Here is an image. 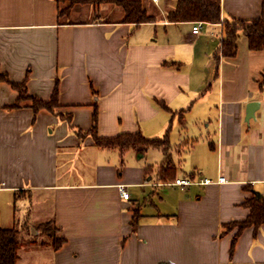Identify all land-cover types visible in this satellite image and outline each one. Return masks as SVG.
I'll return each instance as SVG.
<instances>
[{
	"label": "crops",
	"instance_id": "crops-1",
	"mask_svg": "<svg viewBox=\"0 0 264 264\" xmlns=\"http://www.w3.org/2000/svg\"><path fill=\"white\" fill-rule=\"evenodd\" d=\"M261 2L221 0L223 19L251 21ZM143 3L156 21L124 22L109 2L60 15L58 0H0V70L44 100L58 84L59 110L72 117L11 107L19 92L0 80V225L22 239L54 221L66 241L41 244L47 264H264V224L234 246L238 226L228 228L264 195V49L242 33L236 55L217 62L222 23L200 21L194 34L198 21L166 19L176 0ZM251 101L260 106L246 120ZM96 110L99 136L168 133L177 178L191 183L159 179L162 148L122 152L81 135ZM22 242L18 264H29Z\"/></svg>",
	"mask_w": 264,
	"mask_h": 264
},
{
	"label": "trees",
	"instance_id": "trees-1",
	"mask_svg": "<svg viewBox=\"0 0 264 264\" xmlns=\"http://www.w3.org/2000/svg\"><path fill=\"white\" fill-rule=\"evenodd\" d=\"M60 3H67L61 9L60 15L68 14L75 4H100L109 2L121 7L125 13L124 22L135 23L137 25L156 21L157 17L148 12L143 0H58ZM166 19L170 22L182 21H202L209 23H222L224 25V35L221 45L216 53V61L220 57L235 56L238 50V38L243 33L248 37L249 47L252 50L264 49V0L261 2V14L247 21L241 18L223 19L221 0H176L175 6L167 12ZM0 80L8 81L18 90L19 98L11 107H19L23 101H30L31 106L37 113L40 109H47L66 119L70 124L72 117L70 114L59 110V87L58 84L50 100H44L38 96L28 93L25 81L17 82L8 78V75L0 70ZM260 90H264V75L257 80ZM98 111L94 112L93 127L86 132L90 133L100 147H119L122 152L128 148L143 150L150 147L162 148L165 154L164 160L158 168V177L161 181H175L177 179V163L171 157V142L168 133L164 137L149 138L142 132H123L115 136H99L97 133ZM81 134V135H82ZM250 208L249 215L238 221H233L228 225L231 229L238 226L237 234L233 240V246L239 233L246 227L254 225L259 227L264 224V195H255L245 201ZM37 230L46 235L51 241V245L58 249L66 241L65 237L58 236V228L54 221H46L38 225ZM23 242L20 238V230L17 226L2 227L0 225V264H18L20 259V248Z\"/></svg>",
	"mask_w": 264,
	"mask_h": 264
},
{
	"label": "rangeland",
	"instance_id": "rangeland-1",
	"mask_svg": "<svg viewBox=\"0 0 264 264\" xmlns=\"http://www.w3.org/2000/svg\"><path fill=\"white\" fill-rule=\"evenodd\" d=\"M88 17V12L85 13ZM4 202V199L2 200ZM36 226V225H35ZM23 231V230H22ZM22 237V241H26L27 244H30L29 247H26L25 251H23L24 260L29 264H47L49 263V255H48V247H43L41 244H50L51 240L41 232L37 230V227L25 228L24 236ZM24 238V239H23ZM48 246V245H47ZM22 264V262H21Z\"/></svg>",
	"mask_w": 264,
	"mask_h": 264
},
{
	"label": "built area",
	"instance_id": "built-area-1",
	"mask_svg": "<svg viewBox=\"0 0 264 264\" xmlns=\"http://www.w3.org/2000/svg\"><path fill=\"white\" fill-rule=\"evenodd\" d=\"M154 1H157V0H154ZM201 28H202V23L200 21L198 22H195L194 23V26H193V33L194 34H198L200 31H201ZM220 181H226V178L224 176H221L219 178ZM204 182L208 183L210 182L209 179H206ZM175 184H178V185H182V186H185V185H188L191 183V180L187 179V178H177L175 181H174ZM121 193H122V196L124 198H129L130 194L129 192L126 190V188L124 186L121 187Z\"/></svg>",
	"mask_w": 264,
	"mask_h": 264
},
{
	"label": "water",
	"instance_id": "water-1",
	"mask_svg": "<svg viewBox=\"0 0 264 264\" xmlns=\"http://www.w3.org/2000/svg\"><path fill=\"white\" fill-rule=\"evenodd\" d=\"M260 106L259 101H251L247 106V114H246V120H250V118L255 116V112Z\"/></svg>",
	"mask_w": 264,
	"mask_h": 264
}]
</instances>
